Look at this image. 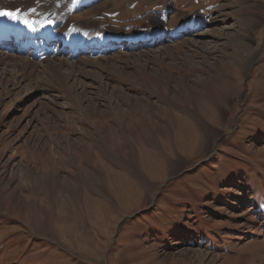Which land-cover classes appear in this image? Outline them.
<instances>
[{
  "label": "rangeland",
  "instance_id": "1",
  "mask_svg": "<svg viewBox=\"0 0 264 264\" xmlns=\"http://www.w3.org/2000/svg\"><path fill=\"white\" fill-rule=\"evenodd\" d=\"M86 17L159 38L68 61L0 48V264H264V0Z\"/></svg>",
  "mask_w": 264,
  "mask_h": 264
},
{
  "label": "bare ground",
  "instance_id": "2",
  "mask_svg": "<svg viewBox=\"0 0 264 264\" xmlns=\"http://www.w3.org/2000/svg\"><path fill=\"white\" fill-rule=\"evenodd\" d=\"M97 1L100 0H34L33 2L31 0H0V10H5L7 8L15 9L18 6L23 5V9L20 12V17L23 23H29L33 18H36L37 21H42L49 17L55 18L57 21V29L65 32L66 37H61L54 57L61 61H68L66 59L76 58L78 56L85 55L86 53L96 54L105 52L112 47L111 44L107 43L108 41H111V37H114L115 40L123 37L119 33L102 30L104 34L103 38L97 41V33H100L101 30L97 26L90 23L93 18H79L84 12L95 6ZM13 3H16V5H13ZM194 22L195 18H191L187 33L189 32V34L193 35L201 34L197 29L200 25L197 24L196 27H193ZM70 26L72 28L76 27V31H68V27ZM132 37H134V34L129 37V39H131L129 43L133 42L134 39H132ZM48 38L49 37H46L42 32H40L36 37H32L29 40H23V43H27L28 45L34 43V47L27 52L29 54L27 57L30 60H33L32 57L35 59L38 47L49 45ZM67 39L71 41L72 46H74V50H77L80 47L88 48L83 49L79 52V54H75L66 47L62 48V46L67 42ZM20 44L21 42L17 48H14L13 53H17L19 55L23 54ZM123 46L126 47L127 44H123ZM7 48H13L12 43L8 45Z\"/></svg>",
  "mask_w": 264,
  "mask_h": 264
},
{
  "label": "snow or ice",
  "instance_id": "3",
  "mask_svg": "<svg viewBox=\"0 0 264 264\" xmlns=\"http://www.w3.org/2000/svg\"><path fill=\"white\" fill-rule=\"evenodd\" d=\"M0 16H9L12 18H17L16 13L10 10H0Z\"/></svg>",
  "mask_w": 264,
  "mask_h": 264
}]
</instances>
